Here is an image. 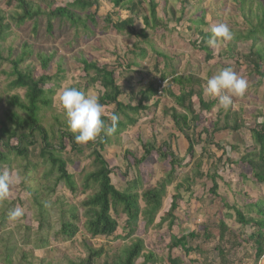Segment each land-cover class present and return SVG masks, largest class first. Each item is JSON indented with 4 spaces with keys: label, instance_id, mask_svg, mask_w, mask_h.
Listing matches in <instances>:
<instances>
[{
    "label": "trees",
    "instance_id": "16d2710c",
    "mask_svg": "<svg viewBox=\"0 0 264 264\" xmlns=\"http://www.w3.org/2000/svg\"><path fill=\"white\" fill-rule=\"evenodd\" d=\"M49 2V9H43L41 5L31 0H9L8 7H13L9 13L0 11V46L6 39L13 35V29H19L26 23H33L35 31L39 21H46L47 33L52 34L54 22L60 24L72 23L80 24L85 31H89L90 25L97 26L96 13L91 10L99 7V0H73L64 6L53 5L55 0H43ZM114 8L119 9V15L125 14L123 18L118 16L116 21L112 20L111 15L104 19L106 26L110 27L117 34H128L142 41L132 46L135 55L134 62L130 64L131 68L138 67V61H144L147 57V50L142 49L140 45L149 43L147 30L158 31L175 21L182 23L184 14L192 12L193 16L188 20L187 30L194 27L193 34L197 39L192 42V47L197 51L203 52L205 60L210 62L214 59L213 48L209 46L208 40L212 37L211 28L207 20L206 8H203L197 0H179L181 9L177 11L173 8L176 0H164L162 2V12L157 8L160 6L157 0H109ZM194 1L193 4L191 2ZM237 6V15L242 21L241 27L233 33L232 44H248L249 52L241 56L242 62L248 67L249 76H256L259 81L257 85L264 82V0H231ZM168 4L172 7L167 11ZM192 7V8H190ZM187 8H190L188 10ZM125 12V13H124ZM176 12L180 15L176 18ZM162 14V15H160ZM137 19H142L144 28L136 31L134 23ZM149 50L156 51L149 44ZM233 45H230L229 50ZM157 52V51H156ZM154 53V52H153ZM34 52L31 47L25 46L20 56L15 60L2 58L0 49V61H6L10 64V70L7 76L11 79L7 85L5 97L0 96V104H5L2 110V119H0V170L11 168L15 161H18V174H25L28 170H35L37 165L30 161L34 155L35 148L40 144L39 159L45 167L43 180L44 186L40 190L32 193V220L37 224L36 231L33 232L32 226L23 221L26 215L20 218H9V213L20 203V200L8 197L0 201V264H33L32 255L25 251L34 243L36 250H45L52 242H73L81 229L90 241H83L85 255L83 258L71 260L64 257L63 263L66 264H164L153 252L148 251L142 239L136 237L139 224L143 223L144 232L153 228L155 221L162 210L163 201L167 196V189L171 187L178 176V169L184 168L183 159L177 157L170 146L163 145L156 148L152 143L143 144L144 156L137 159L131 153L127 152V157L134 160L135 177L131 181H126L124 190L117 189L111 176L113 169L107 163L103 152L106 147L112 144L114 138H119L128 131L129 127L135 126L138 122V116L142 111L147 110L145 106L154 102L153 106H158L162 96L158 95V87L152 83L149 88L141 91V98L137 105H133L136 96L132 97L128 103L120 100L123 92L117 84L116 71L107 66H99L94 62L81 59L83 73L85 74L86 87L84 92L99 86L102 91L98 95L99 102L104 108L112 107V114L119 116L116 125V131L112 135L101 133L94 141L84 143L91 149L93 157V171L88 172L82 178L81 184H78L68 169V162L63 158L66 151L65 142L68 141L71 151L81 153L83 143H76L73 133L69 130L67 121L60 124L56 119L50 131L44 126L46 113L52 111L53 98L59 88L57 77L48 74L49 65L53 57L37 55L40 63V74L36 76L31 68H23L22 65L32 56ZM157 56L164 57L157 52ZM166 58V57H165ZM166 71L161 73L160 80L164 81L171 78V82H177L183 86L182 79L177 76L173 68L165 66ZM61 70V69H60ZM47 88V86H50ZM257 87V86H256ZM22 92V93H21ZM175 107L171 109V119L177 130L183 135L188 147L187 155L194 158L195 147L204 142L207 149H204L202 156L207 157L208 162L214 164L222 163L226 157L224 147L214 145L213 136L221 131H229L240 140L243 145L245 140L240 133L245 129V120L242 111H233L229 107L225 112L220 113L219 119L214 123L212 131L203 130L196 139L195 131L200 128L201 116L209 112L214 107L213 102H206L201 92H196L193 88L182 90L178 95L167 90ZM198 101L199 112L195 109V101ZM106 124L111 125L110 117H102ZM257 119L264 120V113L258 110ZM59 122V124H58ZM60 125V128H59ZM248 129V128H247ZM249 130V129H248ZM207 134L210 140H202V135ZM253 142L252 149H247L241 156L239 163L247 165L249 173H242L240 177L247 181L248 174L253 179V184L264 187V121L259 122L257 127L249 131ZM52 138L53 141L51 140ZM15 141V145L13 142ZM163 148L165 150L163 151ZM222 151L223 156H219L214 151ZM234 153L240 151L237 144L231 145ZM153 153L158 155L159 162L168 161V171L160 179L155 187L146 188V184L140 173V166ZM227 162L232 161L227 157ZM238 165V163H236ZM203 164L196 167V172L191 176H186L176 188V194L172 198L171 207L166 215L160 220L158 227L165 223L169 224V230L172 229L174 221L177 219L179 210L178 202L182 199L181 192L190 193L191 189L197 184V180L207 177L212 182L210 192L217 194V173L211 176V171L206 173L202 169ZM130 167V163L127 164ZM126 177V175H125ZM60 185L71 195L75 196L79 192L91 195L80 204L79 207L69 205L63 197L56 196V191ZM30 191V189H28ZM43 197V199H42ZM54 199V200H53ZM227 208V204L225 205ZM34 207V208H33ZM81 211V214L79 212ZM235 213V219L240 225L237 232H232L230 228L220 220L216 230L218 232V244L215 246V252L218 255L217 264H236L232 261L235 252L241 248H248L245 251L243 259H248L252 264H259L264 259V200L256 199L247 201L244 207H238L231 210ZM56 217V221L53 219ZM124 217L125 223L122 227L124 236H116L119 229L118 218ZM227 214V218H231ZM22 222V223H21ZM15 223V227L12 224ZM202 233L198 235L195 232L185 233L181 238L171 237L169 252L180 248L185 256H190L198 250L189 246V243L196 239L210 241L214 229L209 224L201 226ZM116 236V237H115ZM118 239L124 242H130L117 252L113 258H109L106 250L96 249L91 244L92 240L99 238ZM230 246V247H229ZM170 253L168 259L171 264H182L180 260H173ZM104 258V259H103ZM240 261V260H239ZM38 264H43L39 260Z\"/></svg>",
    "mask_w": 264,
    "mask_h": 264
},
{
    "label": "rangeland",
    "instance_id": "374dc122",
    "mask_svg": "<svg viewBox=\"0 0 264 264\" xmlns=\"http://www.w3.org/2000/svg\"><path fill=\"white\" fill-rule=\"evenodd\" d=\"M8 1L0 0V11L9 13L13 9V7H8ZM31 1L41 5L43 9H49V2H44L43 0ZM71 1L73 0H55L53 5L56 4L58 7L64 6ZM157 1L160 5L157 11L161 13V5L164 0ZM197 1L203 8L208 10L206 21L209 23L210 28L213 24L223 22L228 24L234 33V31L238 30L239 26L241 27L242 21L237 15V6L231 0ZM173 3V8L179 11L181 9L180 1L176 0ZM193 3L194 1L191 2V4ZM171 7L172 5L168 4L166 10L169 11ZM190 8L187 9L190 10ZM91 12L96 13L97 26L90 25L89 31H85L80 24L72 25L70 22L65 24L54 22L53 32L49 35L47 33L46 21L42 19L39 21L36 31L34 30L33 23L30 22L19 29H13V35L9 36L4 44L0 46L2 58L9 59L10 61L20 56L25 46L31 47L34 55L22 67L31 68L36 76L40 74V63L36 56H54L49 65L48 74L53 76V78H58L57 83L59 88L53 98L52 111L46 113L44 120V126L49 131L54 124L57 127L55 118L59 119L60 124H64L66 120L64 110L59 101L61 90L74 87L84 92L87 82L82 70L83 66L80 62L83 58L101 67L107 66L111 70L115 69L117 84L123 92L120 100L128 103L135 95L136 98L133 103L135 106L141 98V91L148 89L151 83L157 87L161 73L166 71V65L169 68L175 69L177 72V76L175 75V77L182 79L183 86L173 81V83L170 82L169 86H167V91L178 95L182 90L186 89L188 91L193 88L196 92L199 91L202 93L206 102L210 103L214 101L213 109L203 113L201 116L200 128L195 131L196 139L205 129H208L210 133L214 123L219 119L220 113L227 110L220 106L219 97L206 94L207 80L224 68H231L247 80L248 88L245 94L242 96H233V103L230 106L233 111H242L243 113L245 129L241 131L240 135L244 137L245 142L242 145L234 133L229 131H221L215 134L212 141L214 145L224 147L226 157H224L221 164L218 163L217 166L214 164V169L211 168L213 161L208 162L206 155L202 156L204 149H207L206 144L204 147V142L195 147L194 158L187 155L186 149L188 144L183 135L175 127L170 116V111L175 107V104L168 92L162 95L157 107L153 106L154 102L145 106L147 110L139 114L137 124L129 127L128 131L119 138H114L112 144L106 147L103 152V156L106 158L109 167L113 169V175L111 176L113 185L119 190H124L127 185L126 181H131L136 176L135 167L132 166L134 160L132 157L126 156L127 152L131 153L137 159H141L144 156L143 144L149 142L156 148L163 145L170 146L172 152L180 159H183L185 167L178 169L179 172L175 183L167 189V196L163 201L162 210L153 228L144 232V225L140 223L134 239L136 237L142 239L148 251L153 252L159 259L163 260L164 264H171L167 260L168 254L170 253L169 246L171 245V237L181 238L187 231L201 235V226L209 224L214 229L210 241L206 242L203 239H196L190 242V247L196 248V250L198 248L190 256L186 257L180 248L172 250L170 255L173 260H180L182 264L219 263L218 255L215 252V246L218 244L217 239L219 237L216 227L219 221H224L232 232H237L240 225L235 219V213L231 211L233 207H244L245 203L251 200H264V187L253 184V179L249 174V180L247 181L240 177L242 173H249L247 165L239 163L242 154L247 149H252L253 142L250 138L249 131L251 128L257 127L259 122L264 121L262 118H256L258 110L264 113V82L257 85L259 79L256 76H249L247 64L241 60V56L249 52L250 46L248 44L234 45L231 41H221L218 47L213 48L214 59L207 62L204 53L192 47V42L197 39L192 31L194 27L187 30L188 20L193 16V13L190 11L183 15L181 12L180 14L176 12V18H179L180 15L184 16L183 22L177 23L172 21L167 28H161L157 32L147 30L149 43L140 45L142 49L147 50V57L144 61H138V67L131 68L130 64L136 60L135 55L131 53L133 51L132 46L136 41L140 42L142 40L134 36H129L126 33L117 34L112 28L106 26L102 20L108 15H111L112 20L116 21L118 16L125 18L126 15H119V9L114 8L109 0H99L98 9L93 8ZM141 21L142 19L135 21L134 28L136 31L144 28ZM149 44L159 54H163L164 57L157 56V52L154 50L151 52L149 50ZM230 45H233V50H229ZM9 70L10 64L7 60L0 61L1 97H5L7 85L11 80L7 76ZM49 87L51 85L47 86V88ZM101 91L102 89L96 86L84 93L98 97ZM196 99H194L195 109L199 112V104ZM4 109L5 104H0V119H2V110ZM104 109V117H110L113 108L108 107ZM53 139L51 140L53 141ZM207 139V134H203L202 140L206 141ZM237 143L240 151L234 153L231 150V145ZM13 145H15V141ZM65 145L66 151L62 156L68 162L69 172L74 175L76 182L81 184L84 175L92 172L94 169V159L91 157V149L83 143L81 144V153H74L71 151L68 141L65 142ZM35 148L37 149L30 158V161L37 165L35 170L30 169L25 174H18L19 160L15 161L11 168H3V170H9L13 176L18 175L20 177L19 183H15L11 187L8 197L13 199L18 198L20 200L21 204L18 205L23 207L24 215H26L23 223L32 226L33 232L36 231L37 224L32 220V193L37 190H40V193H44L41 191V187L45 184L43 180L45 167L42 165L41 159H39L40 144ZM213 149L219 156H223L222 151ZM164 150L165 148H163ZM227 157H229L232 163L227 162ZM168 161L159 162L158 155L153 153L139 167L146 188L155 187L156 183L164 177L169 168ZM128 163H130V167H127ZM200 163L203 164L202 169L205 173L208 170L211 171V176L217 173V194L214 195L210 192L212 189L210 179L204 177L203 179L197 180V184L191 189L190 193L181 192L182 199L178 202L179 210L175 214L177 215V219L174 221L172 229L169 230L168 223L158 227L160 220L168 213L171 207L172 198L176 194V186L186 176H191L192 173H195L196 167ZM91 194L92 192H88L87 194L79 192L73 196L64 189L63 185H60L56 191V196L63 197L69 205L77 207ZM226 204L228 208L225 206ZM79 214H81V211ZM227 214L232 217L230 219L227 218ZM53 221H56V217ZM118 222L119 229L116 236L123 237L125 235L122 229L125 223L124 217L121 219L118 218ZM12 226L15 227V223ZM80 231L73 242H52L45 250H36L33 247L34 243H32V245L24 249L32 255L33 264H38L39 260H43V264H66L65 262L63 263L64 257L73 260L83 258L85 255L82 242H88L90 239L85 235L84 230L81 229V225ZM91 244L96 249L103 248L106 250L108 257L111 259L125 245L130 244V242H124L113 237L111 239L99 238L92 240ZM247 249L241 248L237 250L232 261L236 262V264H252L248 259H243L244 252L249 250ZM100 262L102 263V260H99L97 264ZM139 263H141V260L137 262V264ZM259 264H264V259Z\"/></svg>",
    "mask_w": 264,
    "mask_h": 264
},
{
    "label": "clouds",
    "instance_id": "9594fccd",
    "mask_svg": "<svg viewBox=\"0 0 264 264\" xmlns=\"http://www.w3.org/2000/svg\"><path fill=\"white\" fill-rule=\"evenodd\" d=\"M212 37L208 44L212 48L219 46L221 41L233 39V32L228 24L220 22L211 26ZM248 88V82L231 68H224L207 80L206 94L219 97L221 107L228 109L233 103V96H242ZM60 104L64 110L68 128L73 133L75 142L88 143L94 141L104 133L112 135L116 131L119 116L111 114V125L102 118L105 114L104 106L96 95H86L74 87L64 88L59 95ZM20 177L7 170H0V201H4L10 194V189L19 183ZM24 215V209L16 206L9 213V218L15 220Z\"/></svg>",
    "mask_w": 264,
    "mask_h": 264
},
{
    "label": "built area",
    "instance_id": "2783aa9c",
    "mask_svg": "<svg viewBox=\"0 0 264 264\" xmlns=\"http://www.w3.org/2000/svg\"><path fill=\"white\" fill-rule=\"evenodd\" d=\"M171 82V79H166L164 81L159 80L158 81V95L162 96L164 94V91L166 90L167 86H169Z\"/></svg>",
    "mask_w": 264,
    "mask_h": 264
},
{
    "label": "crops",
    "instance_id": "0c3cea01",
    "mask_svg": "<svg viewBox=\"0 0 264 264\" xmlns=\"http://www.w3.org/2000/svg\"><path fill=\"white\" fill-rule=\"evenodd\" d=\"M207 22V21H206Z\"/></svg>",
    "mask_w": 264,
    "mask_h": 264
}]
</instances>
